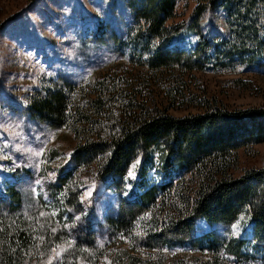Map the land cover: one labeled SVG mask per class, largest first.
<instances>
[{
	"label": "trees",
	"instance_id": "trees-1",
	"mask_svg": "<svg viewBox=\"0 0 264 264\" xmlns=\"http://www.w3.org/2000/svg\"><path fill=\"white\" fill-rule=\"evenodd\" d=\"M109 1H120L131 16L134 34L128 47L131 59L145 71L142 76L156 80L173 99H185L178 84L186 73L264 67V0ZM188 1L194 3L189 20L168 24L178 4ZM211 20L222 26L216 29L219 34L208 31L206 38L203 29ZM182 33L195 36L196 43L178 41ZM122 79L106 74L79 87L59 78L27 97L26 111L39 124L73 133L74 169L56 171L46 186V211L42 207L30 216L22 211L16 185H0V264H29L40 253L54 260V247L71 238L75 240L60 264L92 261L90 250L97 257L105 250L103 237L120 246L113 264H145L146 259L122 244L160 251L172 241L191 239L198 215L230 225L245 212L255 246L264 245V161L238 176L232 172L240 148L264 142V107L228 109L191 96L186 102L201 111L175 117L166 109L137 106L139 85ZM137 159L145 166L137 183L143 185L141 191L116 214L105 215L99 232L77 223L74 212L82 210V203L71 180L76 168L92 167L96 180L124 187L128 168ZM155 161L160 172L179 168L180 175L144 185ZM244 242L232 238L226 250L240 257Z\"/></svg>",
	"mask_w": 264,
	"mask_h": 264
},
{
	"label": "rangeland",
	"instance_id": "rangeland-1",
	"mask_svg": "<svg viewBox=\"0 0 264 264\" xmlns=\"http://www.w3.org/2000/svg\"><path fill=\"white\" fill-rule=\"evenodd\" d=\"M193 8L192 1L178 4L174 19L168 24L187 22ZM131 26V16L120 1L113 4L109 0H0V185H16L22 194L25 215L30 216L42 207L45 212L50 203L47 184L56 171L74 169L72 155L77 141L73 133L65 128L49 129L26 111L27 97L59 78L79 87H87L106 74L123 78L124 82L139 85L137 106L166 109L175 117L201 111L187 103L191 96L228 109L264 107V67L228 73L193 71L186 73L178 84L185 99L166 95L156 80L143 77L145 71L131 59ZM221 26L211 20L203 29L204 37L210 36L208 31L211 35L219 34L216 29ZM177 39L185 45L196 43V37L190 33H182ZM161 81L165 83L164 79ZM237 156L238 164L232 170L235 176L261 166L264 142L240 148ZM143 167L140 159L129 166L124 187L107 179L96 180L92 167L76 168L71 180L82 203V210L74 212L77 223L99 232L105 215L116 214L124 201L141 191L143 185L137 183L142 180L139 174ZM180 173L179 168L160 172L155 161L143 184L172 181ZM252 232L245 212L230 225L209 222L198 215L193 221L191 239L172 241L157 252L140 246L132 249L126 242L121 247L146 259L145 264H264V245L255 246ZM232 238L245 241L240 257L226 250ZM73 240L54 247V260L49 253H40L29 264L63 263ZM102 240L106 242L102 255L97 257L90 250L93 260L77 264H113L120 246L115 240ZM210 241L215 242V247H210ZM67 263L71 264V260Z\"/></svg>",
	"mask_w": 264,
	"mask_h": 264
}]
</instances>
